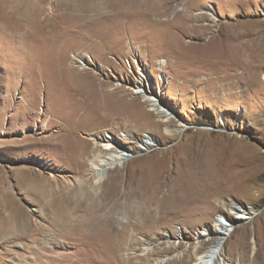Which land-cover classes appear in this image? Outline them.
Segmentation results:
<instances>
[{"label":"rangeland","instance_id":"374dc122","mask_svg":"<svg viewBox=\"0 0 264 264\" xmlns=\"http://www.w3.org/2000/svg\"><path fill=\"white\" fill-rule=\"evenodd\" d=\"M136 1L0 0V194L22 207L15 220L23 227L0 235V264H194L217 239L222 221L235 226L221 251L225 263L264 264V0H189L199 21L186 31L161 16L165 0ZM140 71L148 92L172 113L170 138L164 122L134 96ZM90 79L126 90L124 121L95 117L100 112L89 97ZM54 119L67 121L71 138L81 126L99 135L111 131L136 156L109 170L104 178L111 181L163 154V167L179 174L182 167L167 151H200L203 192L192 186L187 210L167 192L172 213L158 224L130 228L133 243L116 253L86 243L75 228L34 227L25 213L32 184L20 178L25 168L49 159L42 146L51 143L27 138L32 128L37 138L57 130ZM65 156L61 150L52 161ZM8 212L0 213V224L14 221ZM33 218L41 219L36 211Z\"/></svg>","mask_w":264,"mask_h":264},{"label":"bare ground","instance_id":"6f19581e","mask_svg":"<svg viewBox=\"0 0 264 264\" xmlns=\"http://www.w3.org/2000/svg\"><path fill=\"white\" fill-rule=\"evenodd\" d=\"M179 1L165 0V4L160 7V14L166 19L180 21L183 24L181 28L186 31L193 27L195 20L199 21V16L195 18L192 14L189 0L184 2L183 8L179 7L182 4ZM139 2L137 0L134 3ZM97 4L100 6L99 2ZM226 42L223 38L219 39L222 53L229 55L230 49L227 48ZM262 67L263 65H258L252 70L258 72ZM64 68L69 71L68 67ZM139 75L140 80L133 91L135 98L140 97L141 102L147 104V110L154 111L158 115V121L164 122L167 129L164 135L168 138L174 136L172 113L168 108L161 107L159 99L145 88V76L141 71ZM88 82L89 97L95 103L94 109L100 112L94 113L95 117L107 118L111 115L113 119L122 121L126 109V101L123 99L127 95L124 93L126 90L121 88L122 86H112L109 82H99L95 79H90ZM62 84L63 82L60 83ZM106 90L122 97L118 100L110 98ZM56 122L59 124L54 125ZM51 123L50 120L49 125ZM67 125V121L64 123L62 120L54 119L53 126L58 128L57 130H46L48 134L45 135L40 132L39 138L36 137L38 135L36 129L32 128L31 133L28 134V141L41 143L45 138L47 143H51L49 146H42L50 155L49 159L45 163L39 162L36 166L25 168V174L20 178L21 183L28 186L32 184L31 189L25 190L30 204L27 209L25 208V213L34 227L75 228L83 239H87L86 243L101 248L103 245H108L116 253L117 250L125 249L126 244L133 243L130 239L132 234L130 228L137 231L142 227L158 224L164 216L172 213L171 206L164 200L167 192L182 210H187L192 202L190 193L193 185L199 188L198 193L203 192L205 173L203 153L200 151L196 154H191L188 149L181 153H177L175 148L167 151L171 155L169 159L182 167L179 174L163 167V158L166 155L163 154V157L157 156L150 167L137 168L125 180L117 177L113 179L115 181H111L109 176L107 179L104 178L106 173L109 170H116L117 165L125 164L136 156L125 152L122 143L115 136L110 135L111 131L99 135L100 133H92L88 126H81L78 137L71 138L67 132L69 130ZM84 132L86 135L83 134ZM152 140L147 137L144 143L152 144ZM60 149L66 153L65 158L60 160L54 157L55 161H52V156L61 151ZM157 149L155 148L156 154ZM77 150L78 155L70 156L71 152L75 154ZM54 162L60 164L55 165ZM47 170L56 173L48 176ZM0 200H2L0 207L2 215L8 210L10 212L7 213L6 218L11 212L14 213L12 218L14 221L1 220L0 235L19 234L23 227L15 220V216L22 207L11 196L0 194ZM34 205H37V208ZM35 211L40 214V220L33 218ZM26 221L23 220L25 224ZM222 223L224 228L217 232V239L205 252L197 255L194 264H226L221 258V251L235 226L231 222L222 221Z\"/></svg>","mask_w":264,"mask_h":264}]
</instances>
